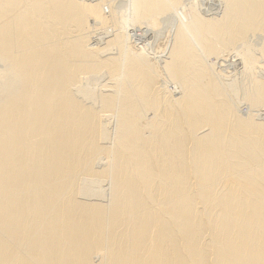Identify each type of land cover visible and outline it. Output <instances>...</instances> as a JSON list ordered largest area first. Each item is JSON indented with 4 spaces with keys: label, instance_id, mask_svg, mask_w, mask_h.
Segmentation results:
<instances>
[{
    "label": "bare ground",
    "instance_id": "bare-ground-1",
    "mask_svg": "<svg viewBox=\"0 0 264 264\" xmlns=\"http://www.w3.org/2000/svg\"><path fill=\"white\" fill-rule=\"evenodd\" d=\"M218 1L0 0V264H264V0Z\"/></svg>",
    "mask_w": 264,
    "mask_h": 264
},
{
    "label": "rangeland",
    "instance_id": "rangeland-1",
    "mask_svg": "<svg viewBox=\"0 0 264 264\" xmlns=\"http://www.w3.org/2000/svg\"><path fill=\"white\" fill-rule=\"evenodd\" d=\"M197 1V5H198V9L201 11V15H204V16H211V15H213L214 13H215V15H213V16H216V14L218 15L219 13H220V11L222 12V8H221V5H220V3H219V1L218 0H196ZM198 1H199V4H198ZM203 2V3H202ZM218 3V4H217ZM201 5V6H200ZM219 9V10H218ZM221 9V10H220ZM203 10V11H202ZM218 11V12H217ZM217 12V13H216ZM134 29V28H133ZM133 29H131V31L132 32H134V33H136V38L137 39H135V40H133V42L135 41L136 42V45H139V46H142L143 45V43L144 44H150V43H152V41H153V34H149V33H151V32H149V30H148V28L146 29L145 27L142 29H139V30H136L135 29V31L133 30ZM146 29V30H145ZM144 31V32H143ZM144 33H147V34H145L144 35ZM104 35V34H103ZM141 37H143V38H141ZM152 40H151V39ZM144 39V40H143ZM147 39V40H146ZM150 39V40H149ZM146 40V41H145ZM148 41L150 42V43H148ZM135 42H134V44H135ZM139 43V44H138ZM149 49V48H148ZM150 51L152 52V50H150L149 49V51H148V53H150ZM238 56H235V57H227V58H225V59H227L226 61L224 60V61H222L221 63H220V65H219V69L224 73V75H227L228 77L229 76H231V77H234V76H236V74H238V73H240V71L242 72V70L241 69H244L243 67V65L244 64H242L243 63V61L241 60V57H240V59H239V57L237 58ZM232 58V59H231ZM239 62V63H238ZM221 64H222V66H221ZM243 66V67H242ZM227 72V73H226ZM0 73H1V75H0V81H1V85H0V90H3V89H5V87L6 86H4V85H7V87H8V85H10V87L12 86L11 84H12V80H8V78H7V76H5L6 74L4 73V71L2 70V72H1V67H0ZM236 73V74H235ZM230 74V75H229ZM234 74V75H233ZM5 78V79H4ZM7 81L9 82V83H7ZM5 83H7V84H5ZM6 87V88H7ZM172 89V90H171ZM169 90H171L173 93H175L177 90L174 88V87H170L169 88ZM177 94V93H176ZM247 105H243L242 107L244 108V110H243V108H242V110H243V114H248V112H249V107H248V110H247V107H246ZM246 107V108H245ZM260 114H262V115H260ZM259 115L262 117V116H264V110L263 111H261L260 113H259ZM264 118V117H263Z\"/></svg>",
    "mask_w": 264,
    "mask_h": 264
}]
</instances>
